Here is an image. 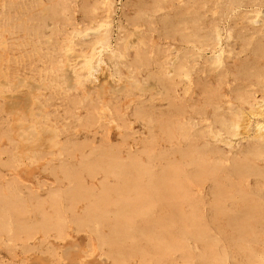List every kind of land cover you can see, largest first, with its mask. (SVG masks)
Wrapping results in <instances>:
<instances>
[{"label": "rangeland", "instance_id": "rangeland-1", "mask_svg": "<svg viewBox=\"0 0 264 264\" xmlns=\"http://www.w3.org/2000/svg\"><path fill=\"white\" fill-rule=\"evenodd\" d=\"M0 264H264V0H0Z\"/></svg>", "mask_w": 264, "mask_h": 264}, {"label": "bare ground", "instance_id": "bare-ground-1", "mask_svg": "<svg viewBox=\"0 0 264 264\" xmlns=\"http://www.w3.org/2000/svg\"><path fill=\"white\" fill-rule=\"evenodd\" d=\"M258 22H259V21H258ZM100 41H101V40H100ZM103 42H104V41H103ZM103 42H102V43H103ZM98 43H99V42H98ZM103 44H104V43H103ZM101 45H102V44H101ZM96 46H98V45H96ZM102 46H103V45H102ZM94 47H95V46H94ZM91 49H92V48H91ZM96 50H97V49H96ZM98 50H99V49H98ZM90 51H91V50H89V52H90ZM93 51H94V49H93ZM91 52H92V51H91ZM76 55H77V54H76ZM74 56H75V54H74ZM82 56H83V55H82ZM79 57H80V55H79V56H75V58H74V64H75L77 67H78L79 62H80L79 60H81ZM83 57H84V56H83ZM81 58H82V57H81ZM84 58H85V57H84ZM72 60H73V59H72ZM83 60H84V59H83ZM83 60H82V61H83ZM80 64H81V63H80ZM81 66H83V65H81ZM77 67H76V68H77ZM80 68H81V67H80ZM77 69H78V68H77ZM73 70H74V69H73ZM73 70H72L71 72H73ZM26 126H27V125H26ZM35 126H36V125H35ZM26 130H27V129H26Z\"/></svg>", "mask_w": 264, "mask_h": 264}]
</instances>
